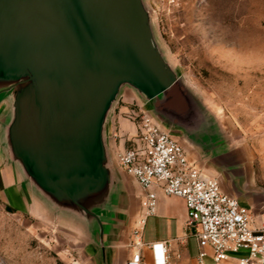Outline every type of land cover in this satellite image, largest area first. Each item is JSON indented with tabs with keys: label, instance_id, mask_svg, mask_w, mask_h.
Here are the masks:
<instances>
[{
	"label": "water",
	"instance_id": "water-1",
	"mask_svg": "<svg viewBox=\"0 0 264 264\" xmlns=\"http://www.w3.org/2000/svg\"><path fill=\"white\" fill-rule=\"evenodd\" d=\"M150 18L143 0H0V96L11 99L5 147L49 215L86 228L102 264L116 200L104 129L124 86L210 158L221 151L206 112L157 47ZM65 185L89 189V199Z\"/></svg>",
	"mask_w": 264,
	"mask_h": 264
},
{
	"label": "rangeland",
	"instance_id": "rangeland-1",
	"mask_svg": "<svg viewBox=\"0 0 264 264\" xmlns=\"http://www.w3.org/2000/svg\"><path fill=\"white\" fill-rule=\"evenodd\" d=\"M143 3L151 12L153 39L169 69L206 112L210 131L220 140V154L213 160L216 167L225 162L223 183L235 185L241 196L258 197L256 205H262L264 0ZM132 106L138 108L135 101ZM50 172L54 175L52 166ZM81 180L83 187L91 186V178ZM64 187L76 200L90 197L89 189L79 185L75 190ZM159 221L150 217L144 234L159 237ZM0 259L6 264H102L95 239L81 223L65 216L38 219L16 207L12 212L0 210Z\"/></svg>",
	"mask_w": 264,
	"mask_h": 264
},
{
	"label": "built area",
	"instance_id": "built-area-1",
	"mask_svg": "<svg viewBox=\"0 0 264 264\" xmlns=\"http://www.w3.org/2000/svg\"><path fill=\"white\" fill-rule=\"evenodd\" d=\"M134 120L136 135L116 154L118 167L142 190L127 264H146L142 254L146 248L154 251V264L168 261L167 241L142 240L147 219L156 214L158 191L183 200L186 228L197 243L198 264H204L208 251L214 264L230 256L237 264H264V206L253 213L236 197L222 192L218 179L191 163L182 145L147 113H137ZM0 264L6 263L0 259Z\"/></svg>",
	"mask_w": 264,
	"mask_h": 264
},
{
	"label": "crops",
	"instance_id": "crops-1",
	"mask_svg": "<svg viewBox=\"0 0 264 264\" xmlns=\"http://www.w3.org/2000/svg\"><path fill=\"white\" fill-rule=\"evenodd\" d=\"M132 101H135L137 109L132 106ZM139 112L150 115L163 130L170 133L182 145L188 160L197 168L208 175L220 178L219 184L222 192L236 196L241 205L256 207L254 213H258L264 206L263 203L257 207L256 204L260 200L258 197L241 196L235 191V185L227 187L220 176L221 167L225 166V162L217 163L219 167H216L214 160L208 156L207 148L191 143L181 131L161 124L154 117L150 104L144 102L130 87L124 86L104 129V139L116 191L115 208L106 219L108 231L105 237V264H127L131 258V249L128 247L129 236L140 211L142 190L133 177L118 167L116 154L127 148L128 140L136 135V122L133 116ZM10 113L11 99L7 96H0V210L12 212L16 207L38 219L46 218L49 215L46 203L25 182L19 167L11 160L5 147V130ZM157 198V210L153 217L160 220L158 222L160 235L150 238L143 231L142 240L144 242L167 241L169 258L166 264H198L197 243L186 228V208L183 200L166 197L160 191L157 192ZM142 254L146 264H154L153 250L143 249ZM204 264H214L210 258V251H208ZM220 264H237V261L235 257L230 256Z\"/></svg>",
	"mask_w": 264,
	"mask_h": 264
}]
</instances>
